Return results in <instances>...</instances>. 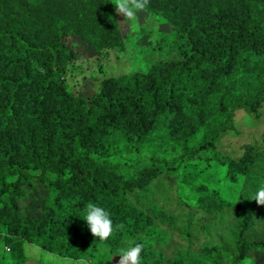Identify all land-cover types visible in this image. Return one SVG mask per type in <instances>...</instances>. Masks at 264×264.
Returning a JSON list of instances; mask_svg holds the SVG:
<instances>
[{
	"label": "trees",
	"instance_id": "obj_1",
	"mask_svg": "<svg viewBox=\"0 0 264 264\" xmlns=\"http://www.w3.org/2000/svg\"><path fill=\"white\" fill-rule=\"evenodd\" d=\"M174 1L166 16L183 41L180 56L121 75L108 74L99 60L108 58L99 56L89 69L80 66L96 85L87 100L66 80L78 59L62 39L70 27L75 36L89 34L88 44L99 54L115 52L121 38L114 0H0V241H15L19 248L32 244L73 260L90 258L91 264H110L131 243L145 244L141 264H222L216 246L200 254L181 250L167 261L158 246L166 233L162 225L170 227L174 217L165 202L148 201L132 164V155L149 144H178L218 120L201 147L217 160L194 166L191 190L201 194L203 179L230 178L226 190L237 188L239 195L208 191L218 199V210L231 206L237 212V252L229 254L230 263L264 252V235L256 234L263 208L252 204L253 197L246 201L247 192L264 185V145L251 144L245 155L227 159L232 177L215 176L227 157L217 152V138L230 128L233 113L259 117L264 109V0ZM181 15L187 20L182 31L181 23L174 24ZM183 114L190 116L187 126ZM191 160L186 154L172 166L154 159L147 166L152 173L185 171ZM36 181L46 192L43 213L22 215L23 187ZM89 201L108 210L114 225H123L106 244L83 221Z\"/></svg>",
	"mask_w": 264,
	"mask_h": 264
},
{
	"label": "rangeland",
	"instance_id": "obj_2",
	"mask_svg": "<svg viewBox=\"0 0 264 264\" xmlns=\"http://www.w3.org/2000/svg\"><path fill=\"white\" fill-rule=\"evenodd\" d=\"M48 1L50 3H56L60 0ZM205 2L207 0L203 1V3ZM149 6V11L140 13L137 21L134 24H130L127 21L122 23L123 17L115 12V7L112 4L113 16L117 20L118 32L121 38L120 41H117L116 49H114L115 52H103L99 54L89 46V34H85L83 38L75 36L74 30L66 27V35L62 40L78 59L75 63L74 72L71 73V76L68 75L66 80L76 95L89 100L94 94L96 85L89 74H86L85 71V74H83L80 66L89 69L90 62L99 56L108 58L99 60L108 67V74L114 73V75H121L132 71H146L156 62H167L180 56L178 47L179 45L181 46L183 41L176 37L175 31H173V25L169 23L168 17L166 16L167 12H171L177 6L176 1L150 0ZM189 10L192 16L193 13L190 8ZM197 10L199 12L200 8ZM186 21L184 16L181 15L174 20V24L181 23L180 26H183ZM73 22L77 21L71 20V24ZM80 25L85 28L87 27L84 24ZM183 28L186 27L183 26L180 30L182 31ZM30 30L36 33L33 26L30 27ZM150 36L152 39L149 38ZM96 65L100 66V63ZM111 68H113L112 71L110 70ZM182 116L186 121L185 126H187L191 122L190 116L186 114ZM218 124V120H212L196 134L178 144L169 142L151 143L143 148L144 153L141 155L137 157L132 155L133 171L137 175L139 182L144 184L145 189L150 195L148 201H154L155 205L165 202L164 206L167 214L174 217L173 225L170 227L167 226V228H165L166 225H162L166 233L161 235L162 246H158L164 250L167 261L173 259L175 252L181 250L186 252L189 249L200 254L205 251L213 252L211 249L216 246L217 250L214 253L219 255V262L222 264H231L229 254H235L237 252L235 230L238 219L236 209L229 206L218 210L217 206L214 207L215 203H218V199L208 193V191L217 188L218 190L215 191H226L231 198L239 195L236 187L234 191L226 190L227 187L225 184L229 182V177L235 175V170L230 166L229 161L226 160L231 157L236 158L245 155L251 144L264 145V109L261 111L259 117L251 115L244 110H237L233 113L230 128L226 132L218 135L216 143L217 152L220 155H227V157L224 158L225 162L217 167L218 170L215 176L217 178L224 176L229 179L220 181L219 183L203 179V188L205 190L199 194L191 190V185L196 182L194 166H201L202 164L206 166L208 163L215 164L214 162L217 159L212 155V152L204 151L201 147L206 143L208 135ZM186 154H192V160L190 162L191 164L186 165L185 171L183 169L180 171L169 169L166 172L157 171L152 173L147 166L150 159H154L157 163H161L164 166H172L178 164ZM187 170H190L191 174H186ZM205 175L206 172L203 176ZM230 183L233 182L230 181ZM180 186L184 187L181 193L183 196L179 194ZM23 189L26 194L25 198L19 201L20 214L34 217L42 215V205L46 192L41 182L36 181L33 187L25 186ZM192 193L196 194V198H194ZM254 195L255 192H247L246 201L248 204L251 201L250 197L254 198ZM254 203L256 202L252 200V204ZM260 207L264 211V206ZM257 217L256 229L258 231L256 234L263 236L264 223L260 218V212ZM186 231L189 232V235L185 233ZM27 245L32 244H25L19 248L15 241L13 244L9 243V248L13 250V264L29 263H25V260H30L29 256L26 254L24 258L23 254L19 253L22 251L26 253L30 251L28 253L37 258L36 262L39 261L37 262L38 264L47 263L48 258L46 255L48 254L44 253L48 252L43 251L35 245L32 246L36 249L26 251ZM0 249H6L5 241H1ZM40 251L44 253L41 255L38 253ZM52 255L57 257L54 254ZM250 256L255 258V264H264V252H249L247 257ZM66 259L68 260V258ZM157 264L163 263L160 262Z\"/></svg>",
	"mask_w": 264,
	"mask_h": 264
},
{
	"label": "clouds",
	"instance_id": "obj_3",
	"mask_svg": "<svg viewBox=\"0 0 264 264\" xmlns=\"http://www.w3.org/2000/svg\"><path fill=\"white\" fill-rule=\"evenodd\" d=\"M112 4L115 12L123 17L122 23L127 21L134 24L138 15L148 10L150 0H114ZM252 200L258 206H264V185L258 188ZM83 221L92 237L105 244L123 227L120 224L114 225L110 212L92 201L85 204ZM144 247V243H131L128 247L121 248L113 257H119L117 264H141V253ZM68 264L71 262L69 261ZM241 264H255V258L245 257Z\"/></svg>",
	"mask_w": 264,
	"mask_h": 264
},
{
	"label": "crops",
	"instance_id": "obj_4",
	"mask_svg": "<svg viewBox=\"0 0 264 264\" xmlns=\"http://www.w3.org/2000/svg\"><path fill=\"white\" fill-rule=\"evenodd\" d=\"M0 243H1V241H0ZM12 244H13V242H12ZM8 245L9 244H6V249L5 250H1L0 249V264H13V250L10 249ZM30 249H36V248L34 246H32V245H27L26 246V251L30 250ZM43 251H40L38 253L42 255L44 253ZM28 252H30V251H27V253L24 252V251L19 252V253L23 254L24 258H25L26 254L29 256L30 260L29 259L25 260V263L29 262L28 264H38L37 262H39V261L36 262L37 258H35L32 255H30ZM44 254H48V255H46L47 258H48L46 264H68L69 261L71 262V264H91V260L90 259L86 260L84 258H81V259H78V260H73V259L68 258V260H67L64 257L57 256V255H56L57 257H54L50 253H44ZM118 260H119V257H113V259H112L110 264H117Z\"/></svg>",
	"mask_w": 264,
	"mask_h": 264
}]
</instances>
